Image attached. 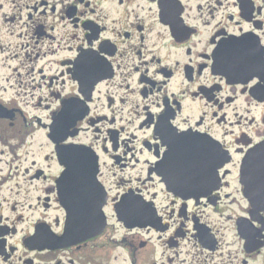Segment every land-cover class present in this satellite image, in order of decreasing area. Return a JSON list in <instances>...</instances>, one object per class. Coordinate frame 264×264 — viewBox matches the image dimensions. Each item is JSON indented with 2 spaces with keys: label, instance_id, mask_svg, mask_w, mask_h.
Here are the masks:
<instances>
[{
  "label": "flooded vegetation",
  "instance_id": "flooded-vegetation-1",
  "mask_svg": "<svg viewBox=\"0 0 264 264\" xmlns=\"http://www.w3.org/2000/svg\"><path fill=\"white\" fill-rule=\"evenodd\" d=\"M0 264H264V0H0Z\"/></svg>",
  "mask_w": 264,
  "mask_h": 264
},
{
  "label": "water",
  "instance_id": "water-1",
  "mask_svg": "<svg viewBox=\"0 0 264 264\" xmlns=\"http://www.w3.org/2000/svg\"><path fill=\"white\" fill-rule=\"evenodd\" d=\"M77 153H80V152L79 151H74V150L73 151L72 150L69 151L68 154H67V157L69 158V161H71L73 157L78 156Z\"/></svg>",
  "mask_w": 264,
  "mask_h": 264
}]
</instances>
